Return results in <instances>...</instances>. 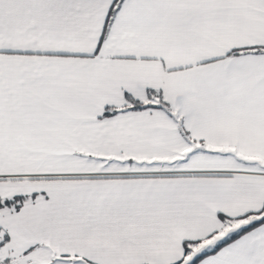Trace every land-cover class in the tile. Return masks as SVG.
I'll list each match as a JSON object with an SVG mask.
<instances>
[{"label":"snow or ice","instance_id":"6c2138e0","mask_svg":"<svg viewBox=\"0 0 264 264\" xmlns=\"http://www.w3.org/2000/svg\"><path fill=\"white\" fill-rule=\"evenodd\" d=\"M0 264H264V0H0Z\"/></svg>","mask_w":264,"mask_h":264}]
</instances>
